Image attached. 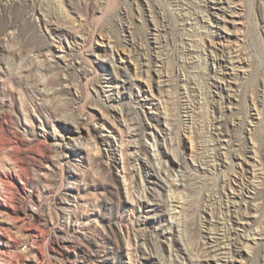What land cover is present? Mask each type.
<instances>
[{"label":"rangeland","instance_id":"374dc122","mask_svg":"<svg viewBox=\"0 0 264 264\" xmlns=\"http://www.w3.org/2000/svg\"><path fill=\"white\" fill-rule=\"evenodd\" d=\"M219 2L0 0V264H264V0Z\"/></svg>","mask_w":264,"mask_h":264},{"label":"bare ground","instance_id":"6f19581e","mask_svg":"<svg viewBox=\"0 0 264 264\" xmlns=\"http://www.w3.org/2000/svg\"><path fill=\"white\" fill-rule=\"evenodd\" d=\"M220 2H221V0H219ZM219 2V3H220ZM217 6H220V7H218L220 10H223L224 9V7H222V5H217ZM228 86V85H227ZM215 87L217 88V89H219V90H221V89H225V87H221V85H218V84H216L215 85ZM135 126H137V127H135V129L137 128L138 129V125L137 124H134ZM140 127V126H139ZM134 128V127H133ZM228 132V130H221L220 132H219V136H225V134ZM217 135V136H218ZM134 148L137 150V155H138V153L141 151V150H143V146H141L140 144L138 145V144H135L134 145ZM139 157V156H138ZM141 158V157H140ZM182 166V165H181ZM149 167H151V170L153 169V171H154V174L157 176V173H156V171L154 170V167L152 166V164H151V166L149 165ZM158 177V176H157ZM183 175L181 174V176H180V180H179V182H181V185L183 184L182 183V181H183ZM175 181V180H174ZM174 185H178V183L177 182H175L174 183ZM227 240V239H226ZM235 245V243L234 242H231V246H234ZM220 248V247H219ZM232 250V248H225L224 250H223V248H220V251H223L224 252V254L226 255L224 258V260L225 261H227V263L228 262H230L231 261V259H230V257L229 256H227V255H230L231 253H230V251ZM186 253H187V251H185ZM187 255H188V253H187ZM191 262H192V259L190 258L189 259Z\"/></svg>","mask_w":264,"mask_h":264}]
</instances>
